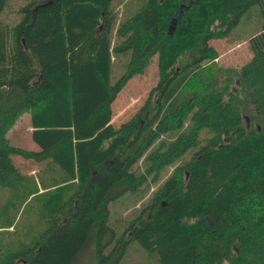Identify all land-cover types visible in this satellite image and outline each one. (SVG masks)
<instances>
[{
    "label": "trees",
    "instance_id": "16d2710c",
    "mask_svg": "<svg viewBox=\"0 0 264 264\" xmlns=\"http://www.w3.org/2000/svg\"><path fill=\"white\" fill-rule=\"evenodd\" d=\"M113 2L28 0L13 26L0 19V187L11 192L6 210L33 196L45 222L0 264H73L92 231L97 264H121L129 249L152 264H264V0H140L118 23ZM252 5L262 29L246 40L251 60L218 69L210 43L230 37ZM155 54L153 100L115 129L112 102ZM114 63L123 72L111 81ZM22 111L37 150L4 140ZM185 122L164 153L189 159L138 215L110 225L108 199L137 192L143 152ZM13 157L47 161L61 179L31 182Z\"/></svg>",
    "mask_w": 264,
    "mask_h": 264
},
{
    "label": "rangeland",
    "instance_id": "374dc122",
    "mask_svg": "<svg viewBox=\"0 0 264 264\" xmlns=\"http://www.w3.org/2000/svg\"><path fill=\"white\" fill-rule=\"evenodd\" d=\"M139 1L127 0L125 2L124 0H114L112 12L117 23L125 14L136 9ZM27 2L28 0H10L8 6L0 13L2 22L9 26L17 23L19 19L18 9ZM187 5L188 2H185L182 7ZM187 9L185 8L184 10L181 8L178 15H182L183 17ZM236 26L227 39L213 40L210 43V47L218 54L215 65L223 71L227 69L239 71L245 63L251 60L253 55L248 51V41L246 40L250 39L262 29L261 14L258 7L252 5L246 10L244 16L238 19ZM174 31L175 28L170 32L173 34ZM158 61V55L155 54L152 56L148 62L147 70L141 75L130 78L117 93L115 101L111 104L113 113L111 114V124L115 129L122 127L130 118L139 112L140 107L153 100L151 90L158 83ZM112 70L114 75L111 81H114L118 76L122 75L123 70L116 63L113 64ZM230 88L233 89V85ZM245 118L243 119L242 125L247 126L249 119L247 116ZM188 125L185 122L180 129L164 134V136L159 137V139L152 143L149 149L143 152L138 164L134 166L136 168L135 174L143 177L141 187L132 195L128 193L119 196L112 195L110 200L108 199L109 204L107 208L111 214V218L109 219L110 225L113 222L119 223L120 226L125 225L129 219L138 215L140 208L153 200V195L159 189L160 185L173 175L174 169L182 166L189 159L191 152L183 155L180 161L170 159V152L167 154L166 152L164 153L168 147L167 145L173 142L179 133H182V136L186 134L184 132L187 131ZM253 128L254 125H251V130ZM256 130L259 131L258 126H256ZM31 132L30 111H22L8 128L4 140L7 144L16 147L26 150H37V147L31 140ZM200 136L198 141L203 142L210 134L203 131ZM163 153L164 155L160 157L159 154L161 155ZM154 156L159 158L151 162V158ZM12 159L22 174L26 175L31 182L35 183L34 177L36 181H44L47 184L53 181L59 182L61 179L58 170L47 161L37 163L23 160L20 157H13ZM41 193H43L42 190H40L39 194ZM10 194L9 189L0 187V258L2 255L5 256L9 252H15L26 245L31 246L45 228V222L41 219L38 202L33 196H27L28 198L26 197L17 209L15 203V207L11 205L6 210V205L12 199ZM8 219L11 221L14 220L12 225H9L10 227L6 223ZM87 241L86 246L82 248L73 264H97L96 253H94V231L90 232ZM121 264H152V261L147 255H141L136 250L129 249L126 258L123 259Z\"/></svg>",
    "mask_w": 264,
    "mask_h": 264
},
{
    "label": "water",
    "instance_id": "95a60500",
    "mask_svg": "<svg viewBox=\"0 0 264 264\" xmlns=\"http://www.w3.org/2000/svg\"><path fill=\"white\" fill-rule=\"evenodd\" d=\"M168 29H169L170 31H172L174 28L168 27Z\"/></svg>",
    "mask_w": 264,
    "mask_h": 264
}]
</instances>
